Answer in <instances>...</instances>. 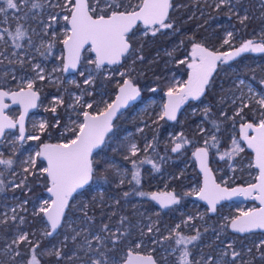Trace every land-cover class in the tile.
<instances>
[{
	"label": "snow or ice",
	"instance_id": "1",
	"mask_svg": "<svg viewBox=\"0 0 264 264\" xmlns=\"http://www.w3.org/2000/svg\"><path fill=\"white\" fill-rule=\"evenodd\" d=\"M239 2V0H237ZM264 6V0H261ZM170 0H137L132 3V0H64L61 4L60 0H0V24H9L10 19L16 21L14 30L5 27L0 28V42L8 45L11 49H22L24 45L21 40L27 38L29 48L33 46V40L28 36V30L19 23V21L36 20L38 15H41L45 9L59 8L63 15V20L70 27L63 31L64 39L60 41L64 45L66 55L60 57L62 61V69L54 68L55 71L67 72L69 69L75 70L77 64L81 60V50L85 49V45L89 48L85 49L95 53L94 59H88V64L94 65L96 70H101L104 65H119L122 58H132V65L124 71L119 72L121 81L117 82L118 92L115 100L108 102L102 101L103 108L93 109L96 102L85 101L82 95H74V102L67 105L68 109L76 112L77 106L83 108L82 112L77 113V116H82L83 119L70 120L69 125L64 126L65 133H70V138H66L64 133H61V141L58 143L42 142L34 155H29L27 159L22 161L21 173L23 174L19 183L15 180L9 181L12 190L18 188L27 189L28 177L35 176L39 171L41 176L46 180L47 199H43L38 208H34L33 216H43L45 221L44 228L40 231V235L45 239L54 238L60 234L59 230L66 227L72 233L70 237L65 234L62 240L57 241L51 247L41 249L42 240H34L36 230L31 232L24 229L26 222L25 216H17V210L27 211L25 205L27 200L17 204L11 209L12 215L7 213L0 218V225H7L10 221L15 222V228L12 236H0V240H4L3 248H0V264H45V258H48L49 264L54 257V264H61L62 261H73L77 258V251H84L85 258L82 264H115L108 256L109 252L117 249V246L124 242L128 235L127 231H121V226H124L127 217H121L117 221V228L112 230L108 223H103L99 227V231L92 233L90 230V222L93 218L88 217L87 212L83 211L85 220L89 221V227H85L82 231L88 232V236L84 237L82 243L77 246V251H72L68 254V241L71 239L76 243L81 236V231H77L73 227V222L68 220L67 211L71 209V200L75 199L74 194H82L86 186L96 180L108 182L110 175L118 178V186L124 185L126 175L129 174L127 168H120L114 163L105 160L104 167H100V162L94 159L97 154L96 150H103L106 147V135L113 133L116 135L115 120L121 115V109L131 107L133 103L142 99L141 89L135 83V77L131 72L135 71L134 65L137 61L143 62L144 56L139 54L141 49L133 47V42L130 34H134L133 30L139 27V24L144 25L143 35H147L150 31L155 36L160 29H171L173 24L167 22L169 9L171 8ZM222 6H228V11L231 14H236L232 0H218L215 4V9L219 10ZM25 9L27 11H25ZM23 12L22 16L13 15L9 17V11ZM243 25L250 17L245 14L237 17ZM61 13H49L48 20H39L42 25L43 36H48L51 32V40L45 42L41 40L36 51L41 56L52 54V49L57 40V32L55 26L60 23ZM32 31L35 33L36 29ZM233 32L229 31L223 44H229ZM9 41L11 42L9 45ZM43 49V51H41ZM264 53V32L261 33L260 42L254 39L244 41L239 47L229 52L212 51L200 43H192L191 51L184 59L177 61L179 64H185L188 69V78L183 82H176L169 85L164 95L167 97L163 103L161 112L158 115L159 120L177 121V112L181 106L188 100L198 101L206 94V91L212 86V77L219 65L227 64L229 61L241 56L242 53ZM0 55H4L0 52ZM171 55V53H168ZM190 58V59H189ZM10 64H17L23 68L26 64H31L33 76L29 78L20 77L18 90L12 91L0 86V142L7 139L9 133L6 130L16 129L18 127L19 135L10 140L9 143L15 145L17 141L40 140V135L25 136L24 118L30 108H36L37 100L39 99L38 90L35 88L36 81L51 80V74H46V70L41 64L33 63V57L28 51L20 54L12 51L11 58L5 56ZM2 63V61H0ZM113 71H116L115 69ZM7 75V73L5 74ZM84 77L83 84L86 86L94 83V76L91 71L80 72ZM106 78H111L110 76ZM11 79L17 80L15 73H12ZM4 77L0 76V84H6ZM75 83V81H69ZM264 85V79L260 81ZM236 88L241 90V95L232 99V104L236 105L239 100L240 104L235 108L232 117H228L224 111L220 112V116L225 120L232 119L235 124L236 118L239 117L243 121L240 125V137L246 143L247 148L255 153V166L259 169L258 183L250 184L247 188H229L222 186L212 178V172L209 168V147H216L219 143L217 136L213 133L209 139H205L204 147H198L193 152V156L200 164V170L204 174L203 186L198 190L185 192L184 196H191L195 193L198 199L207 203L206 213L200 214L199 219L203 220L207 213H216L217 205L220 201L228 199L236 195L251 196L254 190L258 191L255 199L260 202L258 209L254 208L249 211H242L238 216L223 217L218 229H213L216 235V240L219 245L213 248V244L208 245L213 251L206 256L201 255L199 259L190 260V251L188 245L195 247V242L201 239V232L195 231L194 235L185 236L177 230L181 227L177 224L170 229L169 235L164 236L163 240H171L175 237V246L183 245L180 255L176 257L174 264H254V261H264V239L254 242L256 255H252V248L247 247L243 250H238L235 246V239L225 242L221 239L227 229H231L233 233L245 234L252 233L254 230H264V92L257 93L253 86L244 79H239L236 82ZM79 87V85H77ZM243 88H247L248 100L245 101ZM156 92L157 89H150ZM82 93H87L91 96L93 93L87 88L82 90ZM5 98L12 101L13 104H19L21 107L20 115L17 119L10 118L5 114V109L9 107L4 103ZM253 102L255 106H253ZM223 103V101H221ZM64 105L63 96H56L52 99V106L45 109L53 114L55 123L49 125L47 121L39 124L41 134L47 132L51 128H59L61 121L58 117L57 107ZM249 109L252 113L253 120L248 121L245 118L244 110ZM195 112V109L193 110ZM212 109L210 106H205L203 115L205 119H210ZM216 132L220 131V126L216 120H210ZM199 131L204 133L206 130L199 127ZM143 131V129H138ZM249 131L253 134H249ZM181 133L173 137L174 146L171 148L173 153H177L183 145L189 144ZM120 147L126 151L123 159L131 164V179L128 184L134 182L135 185L141 184L140 166L143 164H151L155 171H159L158 163H154L147 156L144 158H135L141 149L136 143L131 142L128 137L121 141ZM149 149L154 150V145L147 142L143 151L148 152ZM118 149H114L117 151ZM244 148L233 139L229 150L219 154V159L224 160L226 157L229 161L233 156L243 152ZM16 149H13L12 155L5 158L3 153H0V165L4 166L5 170L13 169L15 164L14 157ZM164 158L162 157L161 160ZM46 161V166L37 169L38 162ZM232 166L231 164L229 165ZM4 175V171H0V176ZM11 175L16 177L18 173L12 171ZM7 185L3 180H0V192L5 191ZM30 191L31 189H27ZM135 195L140 197H148L156 202L160 209L169 208L172 205L180 203L181 196L173 191L162 192H145L135 190ZM129 192H124L123 196L128 197ZM119 203V201H117ZM87 208V205H84ZM112 215H115L113 212ZM193 219L188 216L182 221L187 225ZM148 233L153 232V226L149 225ZM156 231H159L157 228ZM205 231H208L205 228ZM153 244L158 241L153 239ZM135 249L142 247L141 243H135ZM177 251V247H172L170 250L165 249V259L167 256ZM215 253V254H213ZM248 256L249 259H243ZM122 264H157V261L151 254L140 255L138 252L134 254L132 249H129Z\"/></svg>",
	"mask_w": 264,
	"mask_h": 264
},
{
	"label": "trees",
	"instance_id": "2",
	"mask_svg": "<svg viewBox=\"0 0 264 264\" xmlns=\"http://www.w3.org/2000/svg\"><path fill=\"white\" fill-rule=\"evenodd\" d=\"M208 2H191L190 0H173L172 1V11L169 16L167 22L173 24V28L169 30H161L153 36L151 33L147 34L144 37L136 36L135 30L134 34H130L133 47L136 49H141L139 54L144 56L143 62L137 61L134 65L135 71L131 72V75L134 76L135 83L141 89V97L142 99L138 101L134 106L126 109L119 118L115 120V132L109 133L106 135V147L103 150H98L97 154L94 155V159L100 162V167L103 168V161L105 160H113L125 164L126 166H131L130 162L125 161L123 159L124 155H126V151L120 147L122 135L125 131L129 129H133L135 125L138 123L134 121L133 118L130 117V113L132 109L142 103L149 97H165L164 93L167 91L170 83V77L173 74H182L185 75V69L182 64H178L177 61L182 59L183 51L178 48L173 49L174 45L183 38V33L186 29H192L198 23H201L203 20L205 21V25L200 27V30H196L193 33L196 35L195 38L192 37L193 41H197L198 36L206 35L207 37H211L218 42L217 37L221 34V30L217 28V22H221L226 18L233 16L228 12V6H222L219 10L214 9L212 5L208 6ZM232 5H234L235 17L245 15L243 13L244 9H247V15H251V39L255 41H260L261 33L264 32V6H262L261 0H232ZM197 6V7H196ZM202 17H198V16ZM232 20L228 19V23ZM235 27L240 29V32L236 35L242 37L243 40L246 39L247 35L245 32V27L239 22L238 18L235 23ZM199 32V33H198ZM203 32V33H202ZM165 49L168 50L171 55H168L165 52ZM85 55H83L84 59ZM241 62H236L234 66H219L215 75L212 77V86L206 91V94L200 98L198 102H189L187 106L184 108L182 113L177 116V121L169 122L167 120H159L158 122L153 121V118H148L147 121H153L149 126L142 127L145 138L151 140L154 145V150L149 149L148 156L154 163H158L160 170L155 171L152 168L151 164H143L140 166L141 173V184L139 185V191L145 192H157L154 190L155 185L161 186L164 184L163 177H159L160 174H164L165 172L172 175V179L169 181V184H173L175 186V192L181 196L180 203L177 206H173L167 210H158L156 202L150 200L148 197H140L139 196V205H140V213H141V221L145 222V217L153 216V212L156 211V217H158V229L155 234L153 232L148 233L147 228L145 226L141 227V234L145 235L147 242L151 237H154L158 243L152 244L154 250L151 252V255L156 258L160 251L165 248H169L172 245H175L173 239L171 240H162L160 239L163 236V232L160 226H173L176 225L177 221H181L184 217V212L194 214L197 209L202 208V205H192L191 196H184L185 192H188L186 187L182 185L179 180L175 179L176 166L174 164L169 165V161H191L195 164V158L193 156V152L198 147H204L202 142L206 137L204 135H208L207 139L210 140L211 133H214L219 143L216 147H209V158L216 157L219 159V154H222L225 150L230 148L231 140L229 132L230 126H235V131L239 136L240 125L243 121L236 118L235 124H233L232 119L225 120L220 116V112L224 111L228 117L233 115V112L236 105L231 104L229 96H233L236 93V89L234 87V82L232 81L233 77H242L253 83L259 90H262V84L260 81L264 79V54H252L250 56H243ZM130 65H132V58L123 59V64L118 66L117 69L124 71ZM94 70L97 72L96 77L94 78V83L88 86V90H90L93 94L91 96H87V93H82V90L85 86L80 85L77 88L71 87L70 89L75 90L80 95L83 94L84 100H90L91 98H96L97 94L100 91H106L110 98V101L114 99L117 84L116 76H111V78H106L103 73L106 69L101 68V70H96L95 66L92 65ZM80 69V68H79ZM78 69V71H79ZM77 71V72H78ZM79 83L82 84V78L80 77ZM157 89L156 92L150 91V89ZM53 88H46V92L52 93ZM42 94V93H41ZM69 91L66 90L64 94V103L66 104L69 100ZM48 97V95L46 96ZM234 98V97H233ZM223 101V103H221ZM205 106H210L212 109L210 119H205L203 115V109ZM192 107H195L196 110L192 113ZM67 110L65 106L59 107L57 109L58 117L61 121V126L64 124V120L67 114ZM245 118L248 121L253 120L252 113L249 109L244 110ZM46 120L49 125L55 123L53 118V114L48 111L45 113ZM146 115V114H145ZM145 117V116H144ZM210 120H216V122L220 126V131L216 132ZM199 127H203L206 131L201 133L199 131ZM58 128H49L47 132L43 135V139L38 140V143L43 141L48 143L58 142L59 137L57 136ZM172 131L173 133L181 132L184 137L190 141L189 144L183 145L179 152L173 153L171 148L174 146L169 143L166 139L167 134ZM235 133V132H234ZM70 138V134L65 136ZM135 138H140L138 134L134 136ZM46 139V140H45ZM48 139V140H47ZM32 143V142H31ZM139 148L142 149V141L138 140ZM114 149H118L114 151ZM153 150V152H151ZM147 153V154H148ZM245 153L251 157V153L245 151ZM20 155L17 154L15 159V166L20 167L18 163L21 161ZM146 156L145 153L140 151L138 156L135 158H144ZM164 158L161 160V158ZM167 163H164L166 162ZM44 167L43 162H38L37 168ZM197 177L199 175L195 172ZM10 174V173H8ZM6 175L0 176V180H5ZM131 179V177H130ZM91 184H98L102 190L101 194H97L93 192V189L87 186L81 193L74 195L75 199L71 200L70 203L72 205L71 209L67 211V217L69 221L73 222V227L76 228L77 231H82L85 227H89V221L85 220L83 211L87 212L88 217H94L93 222H90L91 226L100 227L101 224L114 221L117 222L119 219L120 210L122 212V216H128L129 213L125 209H123V202L127 197L123 196V192L127 191V185L121 187L118 186L117 178L114 179L111 175L108 182L96 180L91 182ZM46 180L43 176L36 174L35 176L28 177L27 189H31L28 191L25 188H19V193L21 197L28 201L27 206L35 205L39 198L46 195ZM133 185L130 184L131 189L133 190ZM5 193L15 194L16 191H12L5 189ZM110 196L111 198H109ZM133 197V195H130ZM107 200H110L112 204L107 205ZM119 201V203H117ZM84 205H87V208H84ZM184 211V212H183ZM115 215H112V213ZM227 214L229 216L234 215L231 209H224L219 212V210L214 214H208L206 219V224L208 225V231L202 229L200 224L197 221H194V224H198V229L201 232L202 236L199 242L207 243V241H211V238L215 239V246L219 245V241L216 240V235L213 229H218L220 223L222 222V218L220 214ZM26 227L25 230L31 232L33 229L36 230V236L33 238L34 240H42L41 249L46 247H51V245L56 244L57 241L62 240L65 234H68L69 237L74 234L66 227L61 228L59 230L60 234L54 238L45 239L40 235V224L44 225V219L41 216L34 218L30 212L27 210L26 214ZM15 225L7 224L0 225V236L11 237L14 231ZM181 232H185L180 227ZM209 234L212 237H209ZM84 237V235H83ZM221 239L225 242L229 240L235 239L236 248L238 250H243L247 247L252 248V255H256V250L254 247V242H258L260 239H264V233H233L231 229H227L226 233L222 235ZM81 236L77 239L76 243H73L71 239H69L68 249L66 251L69 255H71L72 251H77V246L82 243ZM5 241L0 240V248H3ZM205 255L210 253V248L205 246L202 248ZM141 252V251H140ZM194 252V251H192ZM83 251H77V258L73 261L64 260L61 264H80V256H82ZM54 257L52 258L51 264H54ZM243 259H249L248 256H244ZM45 264H49L48 258H45ZM254 264H264V261L256 260Z\"/></svg>",
	"mask_w": 264,
	"mask_h": 264
},
{
	"label": "rangeland",
	"instance_id": "3",
	"mask_svg": "<svg viewBox=\"0 0 264 264\" xmlns=\"http://www.w3.org/2000/svg\"><path fill=\"white\" fill-rule=\"evenodd\" d=\"M190 1L191 2H202V3L208 2L207 3L208 6L212 5L214 7V9H215V4L218 2V0H190ZM136 2H137V0H132V3H136ZM60 3L63 4L64 3V0H60ZM47 10L48 9H45L43 11V13H41V15H38L36 17V20H31V19L28 20L29 37H31L32 40H33V36L37 34V30L34 33L32 31V29L35 26H37V23L42 18V16L46 14ZM51 12H52V14H55L57 12H60L61 13V19H60V23L59 24L62 26V29L61 28L60 29L59 28H55V31L57 32V37L58 38H57V40L54 43V46H53V49H52V54L51 55H47L46 57L45 56H42L43 57V60L41 62L39 61V64H41V66H43L45 68L46 74H48V73L51 74V80L36 81L35 87L37 85H39L38 88H39V90H41L42 99L40 101V104H39L37 113H34V115L31 116V118L29 119V121L27 123V136H30V135H40L41 136V139H43V135L40 133V131L38 129H39V124L41 122L47 121L46 120L45 113L48 112V111H46L45 109H47V108H49V107L52 106V99H53V97L63 96V99H64V94H65V91L66 90L69 91V94H68L69 95V99H67L69 101L66 104L64 103L63 106H65V108H66V110L68 112L66 114V117H65V120H64V124L58 128V131H62V133H64V136H67V134L69 136L70 133H65L64 126L65 125H69L70 124V120H77V119L82 120V116L78 117L77 116V113L82 112L84 110L83 108H81L79 106H77L76 112H73L71 109H68L67 108V105L68 104H71V103L74 102V100H73V94L74 95H80L78 92H76L75 90H72L70 88L71 87L77 88V85H79V86L80 85H83V86H85L83 89H85V88L88 89V86H86V85L83 84L84 77H82L80 75V72H82V71L85 72L86 74H87V72L91 71L92 74H93V76H94V78L97 75V72L94 70V68L92 67V65L91 64H88V59H94V57L90 54L89 51L86 53V55H85V57L83 59V66L74 75L66 76V75L62 74L61 71H55V72H53V69L54 68H60V69H62V67H63L62 61H61V59H59L60 57L63 56L61 46L59 47V45L62 44L60 41H62L64 39L63 31H66L68 28H67L66 22L62 18L65 13L61 12V10L59 8H56L54 10L52 9ZM51 12H49V10H48L47 15L49 13H51ZM47 20H48V18H47ZM229 31L233 32V35L236 34L235 31H232V28H230ZM229 31H227V32H229ZM143 32H144V29H142L140 32H138L137 36H141V37L146 36V35H143ZM227 32H226V34H227ZM149 33H151V32L149 31L148 34ZM49 35H50V39H49V41H50L51 40V33ZM225 37H226V35H225ZM29 50L31 51V48H29ZM6 56H8L9 58H11V54H7ZM1 58L3 59L4 62L9 63L8 59H5V56H0V59ZM33 63H35V62H33ZM105 69L106 70L103 73V75L105 77H108V76H110V77L111 76H116V81L114 83L117 84L118 81L122 82L121 81V77L119 76V72H121L120 69H117V67L110 68V69L105 68ZM114 69L116 71H113ZM16 70L17 69H15L14 67H12V68L10 67V68L4 70V72H3V75L6 76V77H8V78H10V79H11L12 73L13 72L15 73V75L17 77V80L14 81V84L16 85V87H18V83H19V78L20 77L23 76L25 78H29V77L33 76V73L31 71V64L29 65L27 71L24 74H19L18 75ZM6 73H7V75H5ZM80 77L82 78V84H80L79 83V80H78ZM239 79H241V78L239 77L237 79V81ZM186 80H187V77L185 79H181L179 76H175L172 73L171 84L172 83H176V82H183V81H186ZM69 81H75V83H69ZM46 88H53L52 89V93L46 92ZM253 88L256 89L254 86H253ZM88 91H90V90H88ZM256 91H257V93H261L258 89H256ZM243 93L245 94V97L244 98L246 100H248L247 88H243ZM47 95H48V97H46ZM240 95H241V90L239 89L238 92L236 93V95L234 96V98L235 97H239ZM164 99H165V97L161 98L159 96L158 97L153 96V97L147 98L142 103L136 105L132 109V111L130 113V117L133 118L134 121H137L138 123L135 125V127L133 129H129V130L125 131L124 134L122 135L121 139L124 141L125 137H128L131 140V142L136 143L138 147H139L138 140L140 139L142 141V147H141L142 149H141V151H142V153H145L143 151V149L145 147V144L147 142H151V140L146 139L145 136H144V134L141 133V131H138V129H141L144 126L145 127L149 126L153 121H155V122H158L159 121L158 115L161 112L162 105L164 103ZM85 101L96 102L94 108L89 110V111H93V112L96 111L97 108H103L104 107V104L102 103V101L111 102L110 101V98L108 96V93L106 91H100L97 94V97L96 98H94V99L91 98L90 100L87 99ZM237 101H239V100H237ZM189 102H193V101H186L185 104H183L181 106L180 113H182V111L184 110V108L187 106V104ZM194 102H198V101H194ZM236 105L238 106L239 105V102H236ZM59 107H62V106H58L57 109ZM192 109L193 110L194 109L196 110L195 107H192ZM193 110H192V113H194ZM69 117H70V119H69ZM150 117L153 118V121H147L148 118H150ZM58 131H57V136L59 137L58 142H60L61 141V134ZM136 134H138V136L140 138H138V139L135 138L134 136H136ZM14 137L15 136H12V138H10V140L14 139ZM66 138H68V137H66ZM166 139H167V137H166ZM235 140L238 143H239V141H242V139L239 136ZM9 141H8V143H9ZM43 142H45V141H43ZM58 142H55V143H58ZM41 143H38V140H28V139H25L23 144H17L16 143L15 145H13V144L10 143L12 146L10 145L11 147L9 149H7V152H5L6 150L4 151L3 145H0V153L6 154L7 157H9V156L12 155L13 149L15 148L16 149V155L19 154L20 155L19 157L21 158V161L18 163V165H20V167H18V166L16 167L14 165L13 169H9V170H5L4 169V166H1L0 167V171H4V175H6V179L3 180V181H4L5 185H7V189L12 190V187L9 184V181L15 180L16 183H19L20 179L23 176V174L21 173L22 161L25 160V159H27V157L29 155H34L35 151L38 149V146ZM231 145H232V143L230 144V147H231ZM225 151H227V150H225ZM151 152H153V150ZM147 153H145L146 156L147 157L150 156V154L149 153L147 154ZM110 162L114 163L115 165H117V166H119L120 168L123 169V167H121L122 163L117 162V161H113V160H110ZM40 168H42V167H40ZM37 169H39V168H37ZM13 170L18 173V175L16 177H13L11 175V172ZM8 173H10V174H8ZM36 174L40 175L39 171H37ZM166 180H169V178L167 177ZM91 188L93 189V192H96L97 194H101L102 193V189L99 187L98 184H92V187ZM18 190H19V188L14 190V191H16L15 194H8V193H5L4 191L3 192H0V218H2V215L4 213H7V215L11 216L12 215L11 209L12 208H15L17 206V204H20L21 202H23V201L26 200V199H24V198L21 197V194L19 193ZM47 198H48V196H43V197L39 198L38 202L35 205H33V206H27V204H26L25 207L27 208V210L32 215V212H33L34 208H38L40 202L43 199H47ZM247 207H250V206L249 205H247V206L231 205V206L224 207V209H226V210L231 209L233 211V213H235V216H238L240 214V212L244 211L245 208H247ZM22 212H24V211L18 209L17 210V216L19 217ZM196 212H197L196 214H189V213H187V214L184 215V217L181 219V221H177L176 222V225L177 224H180L181 227H182V230L185 231V232H181V230L179 228L177 230L178 232H180L181 234H183L185 236H191V235H194L195 234V231L196 230H199V229H196V224H194V221L197 218L198 219L197 222H200L199 221L200 220L199 219V215L200 214H204L205 211L202 210V208H200V209H197ZM188 216H192L193 219L187 225H184L182 223V221H184L185 219H187ZM33 217L34 218H37L38 216H33ZM41 217L43 219L42 214H41ZM205 219H207V215H205ZM158 221H159V219L156 218V217L154 219H152V226L155 227V228H158L157 227L158 226L157 225L158 224ZM15 222H17V224H18L19 223V220L15 221ZM145 222L146 223H143V222L141 223V227L143 225H146L147 224V227L146 228H148V221L146 220ZM8 224L11 225L12 222L10 221ZM44 224H45V221H44ZM176 225H173L171 227L170 226H166V225L165 226H160V228H161V230L163 232L162 238L164 236L169 235L170 229L174 228ZM40 226H41L40 227L41 228L40 231H41L44 228V225L40 224ZM201 228L202 229H205L207 227L204 226V227H201ZM83 235H84V237L85 236H88V232L81 231V240H84ZM209 237H212V235L209 234ZM162 238L160 239V241L163 240ZM141 239H142V241L140 243H141L142 247L139 248L140 251H141L140 253L146 254V255L147 254H150L154 250V247H153L154 244L151 246V244L149 242H146L145 241L144 234H141ZM172 239L175 240V237H173ZM213 241H215L214 237L211 238V241H207L206 244L197 241V242H195V245H196L195 247H193V245H188V249L190 251L189 259L190 260L199 259L201 255H205V253L203 252V249L202 248L205 247V246H208L210 244H213ZM172 247H177V251L174 252V253H172V255L167 256V259H165L164 258L165 255H166L165 249H169L170 250ZM214 247H215V245L213 244V248ZM165 249H162L160 251V253L158 254L157 258H155L156 261H157V263L158 264H174V261H175L176 257H178L180 255V251L183 249V245H181V246L172 245L169 248H165ZM192 251H194V252H192ZM212 251H213V249L210 248V252H212ZM213 254H215V253H213ZM83 259H86L85 258L84 251H83L82 256H80V260H81L80 264H82V260Z\"/></svg>",
	"mask_w": 264,
	"mask_h": 264
},
{
	"label": "flooded vegetation",
	"instance_id": "4",
	"mask_svg": "<svg viewBox=\"0 0 264 264\" xmlns=\"http://www.w3.org/2000/svg\"><path fill=\"white\" fill-rule=\"evenodd\" d=\"M172 1L173 0H170V3H172ZM52 9L54 10L56 8H52ZM52 9H48L49 12H51ZM48 10H47V12H48ZM25 11H27V10L25 9ZM171 11H172V6L169 9L168 19H169V16L171 14ZM246 11H247V9H244L243 13L245 12V14H247ZM47 12L41 18L45 22H47V18H48ZM13 15H15V16H22L23 15V12H13V11L10 10L9 11V17L11 18ZM235 16H236L235 14L233 16H231L232 17V20L229 23H228V19H231V17L226 18L223 21L216 23V24H218L217 25V28L219 30H221V34L217 37V40H219L218 42H215V40L213 38L207 37L204 34L198 36L197 41H193L192 40V37L195 38V36H196L193 32L196 31V30L199 31L200 30V27H203L205 25V21L203 20L201 23H198L192 29H186L184 31V33H183V38L181 40H179L174 45L173 49H175V48L177 49L178 48L179 50L183 51V57H182V59H184L185 57L188 56V53L191 51V46H192V43L193 42L200 43V44H202L203 46L207 47L208 49H210L212 51L229 52V51L234 50L235 48L239 47L244 41L251 39V30H252L251 29V27H252L251 26V15L248 14V16L250 17V19L246 20L245 23L243 24V26L245 27V32H246L247 37H246L245 40H243L242 37L237 36L236 34L240 32V29H237L235 27V23H236V20H237V18ZM198 17L200 18L202 16L200 15ZM19 23L22 24L28 30V36H29L28 21L21 20V21H19ZM5 27H8V28H11L12 30H14L15 27H16V21L10 19V23L9 24H0V28H5ZM34 28L37 30V34L33 36V46L31 47V51L29 50V47L27 45V38L28 37H25V39H23V40L20 41V43L24 45V48H22V49H11L8 45H4L3 42H0V52H3L4 53V55H0V56H6L7 54H11L12 51H16V52H18L20 54H23L25 51H28L30 53V55L33 57V62H35V63H39V61L41 62L43 60V57L39 54V52L36 51V47L39 46V44L41 43V40H43L45 42H48L49 39H50V35L43 36V33H42V25H40L39 22L37 23V26H35ZM55 28H59V29L61 28L62 29V26L60 24H58L57 26H55ZM67 28H68V25H67ZM230 28H232V31H235L236 34L233 35V37L231 38L229 44L225 45V44H223V41L226 38L225 37L226 32L229 31ZM142 29H144V26H139L138 28L135 29L136 36H137L138 32H140ZM161 30H169V29H161ZM50 33L51 32H49V34ZM256 42H260V41H256ZM10 43L11 42L9 41V45H10ZM62 45L63 44H60L59 45V47L61 46V49H62ZM41 51H43V49H41ZM87 52H88V50L84 51V53L82 54L81 60H80V67L79 68H81L83 66V55H86ZM165 52L170 53L166 49H165ZM252 54L258 55L260 53H252V52L242 53L241 56L236 57L235 59L229 61L227 64H222V65H219V66H232L233 67L236 62H241L242 61L241 59L243 58V56H250ZM261 54H264V53H261ZM0 61H2V63H0V76L4 77V80L7 81L6 84H0V86L4 87L6 89H10L12 91L18 90V87H16V85L14 84V81H12L10 78L4 76L3 75V72H4V70H6V69H8L10 67L11 68L14 67L15 69H17L16 71H17V74L18 75L19 74H24L27 71V69H28V67H29L30 64H26L23 68H21L17 64H10V63L4 62L2 58L0 59ZM122 64H123V60H122ZM182 65H183V68L185 69V72H186L185 75H183V76H182V74H173V75L179 76L181 79H185L186 77L188 78V69H187V67H186L185 64H182ZM115 67H118V66H115ZM103 69H105V68H103ZM216 71L214 72L213 76L215 75ZM61 73H62V71H61ZM171 78H172V75L170 77V83H171ZM238 78L239 77L236 76V77H233V79H232V81L234 82V87L236 89V93L239 90L235 86ZM240 78L243 79L242 77H240ZM244 80L247 81V82H249V83H251L250 81H248L246 79H244ZM251 84L256 89H258L253 83H251ZM38 86L39 85H37L35 88L38 90V93L40 94L41 97H40V100H39V102L37 104L38 106H37V108H36V110H35L34 113H37V110H38L40 101L42 99L41 90H39ZM259 91L260 92H263V90H259ZM236 93L233 96H229V98H230L229 100H230L231 104H232V99L236 95ZM188 101H193V100H188ZM236 102H239V104H240V101H236ZM4 103L9 104L10 101L4 100ZM254 105L255 104L253 102V106ZM34 113L30 114V116H29V118H28V120L26 122V127H25L26 128V136H27V123H28L29 119L31 118V116L34 115ZM5 114H7L12 119H17L18 116H19V114H20V110H19V108L11 107V108L5 110ZM230 117H232V116H230ZM7 132L9 133L7 139H4L2 142H0V145H3V147H4V151L6 150L5 152H7V149H9L12 146L10 143H8V141L10 140V138H12V136H17L18 135L17 129L14 130V131H7ZM229 132L231 133L230 140H231V143H232V140H233L231 138L232 134L235 132V134L237 135V132L235 131V126L234 125H231L230 126ZM179 134H181V132L173 133L172 131H170L167 134V136H166L167 137V140L169 141V143L172 144V145H174L173 144V137L178 136ZM212 134L213 133H211V135ZM207 136H208L207 134L204 135V137H206V138H207ZM239 137H240V132H239ZM23 143H24V140L21 143L19 141H17V144H23ZM4 156H5V158H7V155L6 154H4ZM184 161L175 160L174 162L177 165H182L184 163ZM164 163H167V161L164 162ZM172 163H173L172 161H169L168 162L169 165H171ZM195 164H196V161H195ZM1 166H3V165H0V167ZM121 167L127 168L129 170V174L126 175V177H125V180H126L125 184L124 185H120V186L123 187V186L127 185V191H124V192H129L130 195H133V197H131L129 195L124 200L123 207H122L123 209H125L127 211V213H129V215L128 216L127 215L124 216V217H127V219L125 220L124 226H121V231H127L128 235L124 239V242L122 244H120V245L117 246V249L115 251L108 253L109 258L111 260H114L115 261V264H122V261L126 257L127 252H128L129 249H132L134 253H137L138 252L139 254H142V253H140V249H135V247H134L135 243H140L142 241V239H141V232H140V230H141V226L140 225H141L142 221H141V218H140L141 217V213H140V205H139V196L134 194L135 190H138L139 186H137V185L134 184L133 185V190H132L130 184L127 183V181L130 180V177H131V175H130L131 166H126L125 164H122ZM117 181H118V178H117ZM89 187H92V184L91 183H90V186ZM243 187H245V186H243ZM108 197L111 198L110 196H108ZM109 204H112V203H111L110 200H107V205H109ZM229 204H233V203H229ZM245 204H246L245 206H247V205L253 206L254 205L255 206L254 208H256V205L254 203H252V202H248V203H245ZM196 205L198 206V205H201V204H196ZM234 205H236V204L234 203ZM175 206H177V204ZM226 206H231V205L222 204V205H220V206L217 207V211L219 210V212H221L223 210V208L226 207ZM249 210H250L249 207H247V208H245L244 211H249ZM196 213L197 212L195 211L194 214H196ZM26 214H27V211L26 212L24 211V212H22L20 214V216H25L26 217ZM120 214L121 215L119 216V219L118 220H120V218L123 217L121 210H120ZM184 214H187V213L184 212ZM189 214H191V213H189ZM220 215H221V218L223 219V217H233V216H235V213L232 216H229L226 213L223 214V215L222 214H220ZM92 218H94V217H92ZM154 218H155V215H154V212H153V216L150 215L148 217V223L150 225H152V219H154ZM92 220H91V222H93ZM105 223H108L109 224V227L112 230H115L117 228V226H118L117 225V222H114L112 220L111 221H108V222H105ZM12 224L15 225V224H17V222H12ZM26 225L27 224L25 222L24 227H26ZM90 230H91L92 233H95V232H98L99 231V227H95V226L92 225L91 228H90ZM256 233H258V232H256ZM249 234H252V233H249ZM88 236H89L88 238L90 239L91 237H90L89 233H88ZM153 238L154 237H151L149 239V243L151 244V246L153 244L152 243ZM145 241L147 242L148 240H146V238H145ZM144 255H146V254H144Z\"/></svg>",
	"mask_w": 264,
	"mask_h": 264
},
{
	"label": "built area",
	"instance_id": "5",
	"mask_svg": "<svg viewBox=\"0 0 264 264\" xmlns=\"http://www.w3.org/2000/svg\"><path fill=\"white\" fill-rule=\"evenodd\" d=\"M110 69V68H107ZM247 101V100H246ZM255 104V103H254ZM255 106V105H254ZM70 119V117H69ZM83 119V117H82ZM60 134L62 131H58ZM232 139H237L238 136L233 133L231 136ZM205 139L202 142V145L204 144ZM239 141V140H238ZM240 145L244 148V151L239 153L238 155H235L231 161L228 160L226 157L224 160L217 159L216 157H210L209 158V168L211 169V172L213 176L215 177V180L217 183H220L222 186H227L229 188H236V187H243V186H248L250 184H254L257 178V171L253 168V160L252 156L249 157L245 151L246 148L243 144V141H239ZM176 166V172H175V179L179 180L183 186L186 187L187 191H192L193 189L198 190L201 187V179L200 175L197 171L196 164H193L191 161L187 160L184 161L182 165H177L174 161L173 163ZM232 165L231 167L229 165ZM198 173L199 178L197 177L196 173ZM159 177H163L164 179V184L161 186H158L157 184L155 185L154 190L157 192H162V191H175V186L172 184H169V181L172 179V175L168 173L160 174ZM167 177L169 180H166ZM197 195L193 193L191 195L192 198V205L193 204H199L195 201V197ZM228 205H234L233 204H228ZM236 205H241L245 206V203L242 204H236ZM255 206H250L249 209H253ZM200 209V208H199ZM205 207H202V210L205 211ZM159 210V209H158ZM156 214V211H154V215ZM210 214V213H208ZM208 214H206L208 216ZM156 217V215H155ZM158 218V217H156ZM148 221V218L145 217V221ZM198 219L196 218L195 221ZM198 224H200L201 227L206 226L208 228V225L206 224V219L204 218L203 220H199ZM146 223V222H143ZM198 224H196V229H198ZM150 224L148 223V226ZM141 226V225H140ZM147 227L146 225H143ZM155 227H153V234L156 233ZM145 237V235H144ZM155 239V238H153ZM156 240V239H155Z\"/></svg>",
	"mask_w": 264,
	"mask_h": 264
},
{
	"label": "water",
	"instance_id": "6",
	"mask_svg": "<svg viewBox=\"0 0 264 264\" xmlns=\"http://www.w3.org/2000/svg\"><path fill=\"white\" fill-rule=\"evenodd\" d=\"M139 26H144V25L141 23V24H139ZM69 27H70V25H68V28H69ZM135 29H136V28H135ZM135 29H134V30H135ZM134 30H133V31H134ZM88 48H89V46H88V45H85V49H88ZM85 49H82V50H81V56H82V54L84 53V51H86ZM62 50H63V56L66 55V53H65V51H64V45H62ZM89 52H90V54L95 58V53H93V52H91V51H89ZM252 53H253V52H252ZM260 54H261V53H260ZM122 60H123V58H122ZM121 64H122V61H121ZM121 64H119V65H121ZM119 65H104V66H102V68H113V67H115V66H119ZM79 67H80V62L77 64V68H76L75 70L69 69L67 72H63V71H62V73H63L64 75H66V76L74 75V74L78 71ZM262 90H263V92H264V85H262ZM117 92H118V88H117V90H116V93H115V96H114V99H113V100H115V97H116V95H117ZM38 96H39V99L37 100V104H38V102H39V100H40V97H41L39 93H38ZM5 100L10 101V103L7 104V105H9V107L6 108V109H9V108H11V107H16V108H19V110H20V112H21V107H20L19 104H13L12 101H11L10 99H8V98H5ZM113 100H112V101H113ZM166 100H167V97L165 96L164 102H166ZM136 103H137V102L133 103L132 106H134ZM132 106H131V107H132ZM36 108H37V107H36ZM36 108H30V109L28 110L27 114L25 115V118H24V124H25V127H26V122H27V120H28L30 114L34 113L35 110H36ZM128 108H130V107H126V108H124V109H121V113H123V112H124L126 109H128ZM6 109H5V110H6ZM180 109H181V108H180ZM179 112H180V110H178V112H177V116H178ZM19 115H20V114H19ZM18 117H19V116H18ZM165 120H166V119H165ZM167 121H168V120H167ZM169 122H173V121H169ZM16 129H17V131H18V127H17ZM16 129H11V130H6V131H14V130H16ZM249 134L251 135V134H253V133H251V131H249ZM18 135H19V131H18ZM25 136H26V128H25ZM19 142L21 143L22 141H19ZM243 144H244L246 150L252 154L253 168L257 171V177H258V176H259V169L255 166V153H254L251 149L247 148V145H246V143H245L244 141H243ZM97 151H98V150H96V152H97ZM194 158H195V157H194ZM195 161H196L197 171H198V173H199V175H200V179H201V186H203L204 174L201 172V170H200V164H199V162L197 161L196 158H195ZM41 162L44 163V167H45V166H46V161H41ZM212 178L215 180L213 174H212ZM215 181H216V180H215ZM256 183H258L257 178H256V181H255L254 184H256ZM86 187H87V186H86ZM247 187H248V186H245V187H236V188H247ZM82 191H83V190H81V192H82ZM46 195L48 196L47 191H46ZM74 195H76V194H74ZM257 195H258V191L254 190V191L252 192V195H251V196H247V197L244 196V195H236V196H232V197H230V198H228V199H225V200L220 201L219 204L217 205V207L220 206V205H222V204H229V203L242 204V203L252 202V203H254V204L256 205V209H258L261 205H260L259 200H258V199H255V197H256ZM195 201H196L197 203L203 205L205 208H207V203H206L205 201H202V200L198 199V196L195 197ZM156 205H157V208H158L159 210H166V209H168V208H166V209H160V207H159V205H158L157 203H156ZM173 206H175V205H172V206H170L169 208H171V207H173ZM210 214H214V213H210ZM255 232H258V233H264V230H259V229H257V230H254V232H252V233H255ZM134 254H135V253H134ZM140 255H144V254H140ZM154 259H155V258H154Z\"/></svg>",
	"mask_w": 264,
	"mask_h": 264
},
{
	"label": "bare ground",
	"instance_id": "7",
	"mask_svg": "<svg viewBox=\"0 0 264 264\" xmlns=\"http://www.w3.org/2000/svg\"><path fill=\"white\" fill-rule=\"evenodd\" d=\"M63 52V51H62ZM63 54V53H62ZM142 133V132H141ZM173 162V161H172Z\"/></svg>",
	"mask_w": 264,
	"mask_h": 264
}]
</instances>
